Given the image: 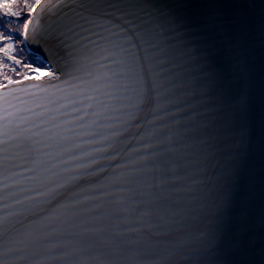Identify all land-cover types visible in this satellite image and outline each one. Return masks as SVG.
<instances>
[{
	"label": "water",
	"instance_id": "95a60500",
	"mask_svg": "<svg viewBox=\"0 0 264 264\" xmlns=\"http://www.w3.org/2000/svg\"><path fill=\"white\" fill-rule=\"evenodd\" d=\"M41 3L47 6L31 13L29 19L33 24L25 45L57 78L50 77L48 72L39 78L0 87V140H9L7 155L14 157L10 169L0 167V196L3 197L0 215L25 207L15 201L42 190L39 181L29 179L35 175L28 169L37 154L52 153L45 157L43 164L48 169L46 178L50 183L63 180L66 169H75L81 164L89 167L79 169L81 179L60 189L56 199L14 217L11 234L38 224L66 200H83L85 196L95 199L71 211L99 207L76 219L102 215L106 227L129 215L118 210L119 206L114 203L120 198L134 202L133 216L146 206L164 210L198 208L208 203L201 222L189 231L198 228L211 234L219 227L224 239L215 252L203 253L202 259L207 264H264V0H151L154 7H148L147 11L160 9L171 13L177 21L171 27L166 26L161 34L171 53L167 65L170 74L182 85L177 104L169 110L174 114H160L163 118L153 123L148 122L150 116L121 123L126 111L122 110L108 114L111 118L101 117L96 127L89 129L74 122L77 116L83 115L75 112L74 107L83 105L73 102L83 100L78 93L84 89L73 87L81 81L69 75L85 77L84 72L75 71L84 62L81 45L87 41L82 37L90 36L72 25L76 19L74 10L79 11V0H51V4L41 0ZM190 119L200 123L199 135L204 143L191 150L183 149L179 142L174 146L175 151L169 152L170 146L166 144L150 150L165 154L152 165L164 168L167 181L160 185V172L153 173L151 182L157 186L151 197L141 195L134 183L109 182L123 170L121 165L145 154L142 145L150 142L147 133L157 130L152 138L154 142L171 133L174 120L187 123ZM91 120L88 116L79 123L91 125ZM45 122L61 125L56 129L61 136L53 143L58 142L62 147L30 145L36 151L29 153L27 149L15 148L17 140L10 141L24 128L36 124L41 129L51 127V123ZM87 131L92 132L86 135ZM190 135L195 138L196 134ZM65 148L72 150L64 151ZM135 149L141 151L134 152ZM93 160L97 162L92 164ZM170 164L176 165L175 172L169 173ZM176 177L202 179L204 183L188 193L182 190L187 180ZM218 209L221 210L219 218ZM130 226L136 225L121 224L122 228ZM54 227L56 222L47 225L48 230ZM205 246L193 245L197 249ZM181 254L192 253L186 248ZM137 258L151 257L141 253Z\"/></svg>",
	"mask_w": 264,
	"mask_h": 264
},
{
	"label": "snow or ice",
	"instance_id": "6c2138e0",
	"mask_svg": "<svg viewBox=\"0 0 264 264\" xmlns=\"http://www.w3.org/2000/svg\"><path fill=\"white\" fill-rule=\"evenodd\" d=\"M47 2L51 4V0ZM24 6L29 12H34L47 5L42 4L41 0L29 5L25 0ZM14 7L15 0H12V3L0 4L5 16L20 17L22 13L14 11ZM148 7H154L151 0H96L95 3L90 0H79V11L74 10L76 19L72 20V25L82 33H89L90 36L82 37L87 41L81 45L84 62L80 63L75 71L84 72L85 77L74 76L72 73L69 75L81 81L73 87L84 89L78 93L83 96V100L73 102L83 105L73 109L75 112H83V115L77 116L74 121L81 128H95L101 117L111 118L108 114H117L122 110L126 111L121 116V123L149 116L151 119L148 122L153 123L163 118L160 114L165 116L174 114L169 110L177 104L178 90L182 85L170 74L167 65L170 63L171 53L161 34L166 26L171 27L177 21L171 13L160 9L149 12L146 10ZM32 24L33 21L25 17L22 29H13L12 32H18L27 41ZM0 28H3L2 23ZM72 30L73 28L70 27L69 31ZM32 31L35 33V28ZM0 42H3L0 52L16 60L15 56L9 55L14 49L13 35L0 32ZM16 62L20 61L16 60ZM49 76L57 78L55 73L50 72ZM9 82L14 83V81ZM88 116L92 117L91 125L79 123ZM45 123H51V127L41 129L40 125L36 124L31 128H24L19 134L12 136L10 141L17 140L15 148L27 149L29 153L36 151L29 147L30 145L43 143L47 148L62 147L58 142L53 143L61 136L56 131L61 125L53 122ZM156 131L153 129L146 134L150 142L142 145L145 154L138 155L125 165H121L123 170L119 175L110 178V183L121 181L134 183L141 190V195L151 197L157 186L151 182L152 174L160 172V185H164L167 181L164 168L160 165L155 167L152 165L153 161L162 158L165 154L150 150L157 145L166 144L170 146L169 152L175 151L174 146L178 142L183 149L191 150L202 147L204 143L199 135L200 123L191 119L187 123L174 120L171 133L152 142ZM91 132L87 131L86 135ZM190 133L196 134L195 138ZM8 144L9 140H0L2 146L0 167L7 166L10 169V161L14 157L7 155L10 151ZM75 147L79 148L80 145ZM71 150L64 149V151ZM140 151L141 149L134 150V152ZM21 154L17 152V155ZM50 155L52 153L37 154L31 160L32 167L28 169L35 173L29 179L39 181L42 190L36 192L34 196L25 197L22 201H15L17 205H25V207L0 215V264H207L202 259V254L215 252L223 243L224 236L219 227L211 234L208 230L198 228L194 232L189 231L201 222L204 217L203 210L208 203L200 204L198 208L168 207L164 210H153L146 206L143 211L133 216L131 213L135 211L134 202L120 198L114 203L119 206L118 210L129 215L122 220H114L111 226L106 227L103 223L105 217L102 215L76 219L82 215L87 216L99 205L78 212L71 211L75 206L95 199L91 196H85L83 200H66L38 224H33L22 232L11 234L14 217L37 210L42 203L56 199L60 189L81 179L79 169L89 167L81 164L78 168L66 169V177L63 180L50 183L46 178L48 169L43 168L45 157ZM84 155L90 154L84 153ZM72 158L79 159V157ZM96 162L91 161L92 164ZM168 171L175 172L176 165L170 164ZM15 175L18 173H14ZM176 178L187 180V186L182 190L188 193L196 191L204 183L202 179ZM2 199L3 197L0 196V200ZM220 215L221 210L218 209L217 218ZM52 222H56V227L48 230L47 225ZM121 224L136 226L122 228ZM218 224L219 219H217ZM197 243L206 246L197 249L193 247ZM186 248L192 254L182 255ZM141 253L150 255L151 258H137ZM173 257L178 259L173 260Z\"/></svg>",
	"mask_w": 264,
	"mask_h": 264
},
{
	"label": "rangeland",
	"instance_id": "374dc122",
	"mask_svg": "<svg viewBox=\"0 0 264 264\" xmlns=\"http://www.w3.org/2000/svg\"><path fill=\"white\" fill-rule=\"evenodd\" d=\"M16 11L21 12L22 15L20 17H15L16 21L4 28L3 32L5 33V35H8L9 32H12L13 29H22L25 17L30 18V15L32 13L29 12L26 7L16 9ZM15 34V44L17 46H14L13 51H11L12 53L10 52L9 55L15 56L16 60H19L20 62L17 63L16 60H12L6 56H0V87L10 84L9 81L17 82L30 78H39L44 74L50 72L48 66L43 65L44 62H41L42 59L39 56L28 51L23 36L18 32ZM28 65H30L31 67H28Z\"/></svg>",
	"mask_w": 264,
	"mask_h": 264
},
{
	"label": "trees",
	"instance_id": "16d2710c",
	"mask_svg": "<svg viewBox=\"0 0 264 264\" xmlns=\"http://www.w3.org/2000/svg\"><path fill=\"white\" fill-rule=\"evenodd\" d=\"M4 2H8V3H12V0H0V4L4 3ZM27 3L29 5H33L36 3V0H27ZM25 5V0L23 1H19V0H15V7H14V11H16V9H21L22 7H25L23 6ZM16 19L15 17H12V16H5L2 12V10H0V23L3 24V28H0V32L4 33L3 30L4 28H6L7 25H10L11 23L15 22ZM5 34V33H4ZM9 34H12L13 35V43H14V46L16 45L15 44V36L16 34L13 33V32H9ZM8 34V35H9ZM17 46V45H16ZM0 47H3V42H0ZM13 51V50H12ZM12 53V52H11ZM0 56L1 57H5L4 53L0 52ZM37 58V57H36ZM43 62V61H41ZM9 63V62H8ZM45 65V64H43Z\"/></svg>",
	"mask_w": 264,
	"mask_h": 264
}]
</instances>
